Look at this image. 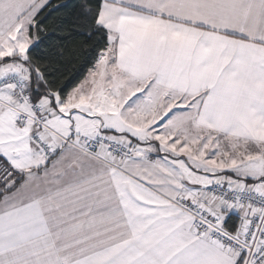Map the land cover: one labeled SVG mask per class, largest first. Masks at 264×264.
<instances>
[{
    "label": "snow or ice",
    "instance_id": "snow-or-ice-1",
    "mask_svg": "<svg viewBox=\"0 0 264 264\" xmlns=\"http://www.w3.org/2000/svg\"><path fill=\"white\" fill-rule=\"evenodd\" d=\"M0 0V264H264V0ZM62 55V54H61Z\"/></svg>",
    "mask_w": 264,
    "mask_h": 264
},
{
    "label": "trees",
    "instance_id": "trees-1",
    "mask_svg": "<svg viewBox=\"0 0 264 264\" xmlns=\"http://www.w3.org/2000/svg\"><path fill=\"white\" fill-rule=\"evenodd\" d=\"M82 0H50L42 14L41 36L45 51L57 61L61 79H81L91 66L93 49L101 39L89 35L91 28L81 8ZM62 54V55H61Z\"/></svg>",
    "mask_w": 264,
    "mask_h": 264
},
{
    "label": "crops",
    "instance_id": "crops-1",
    "mask_svg": "<svg viewBox=\"0 0 264 264\" xmlns=\"http://www.w3.org/2000/svg\"><path fill=\"white\" fill-rule=\"evenodd\" d=\"M50 1V0H49Z\"/></svg>",
    "mask_w": 264,
    "mask_h": 264
}]
</instances>
